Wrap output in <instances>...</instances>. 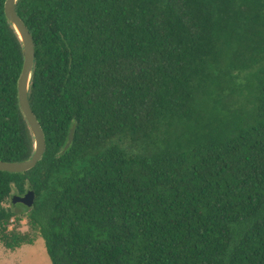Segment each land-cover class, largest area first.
Wrapping results in <instances>:
<instances>
[{
	"label": "trees",
	"instance_id": "obj_1",
	"mask_svg": "<svg viewBox=\"0 0 264 264\" xmlns=\"http://www.w3.org/2000/svg\"><path fill=\"white\" fill-rule=\"evenodd\" d=\"M4 1L0 160L18 162L33 140ZM15 8L35 44L28 99L45 152L0 171V245L41 238L51 264H264V0Z\"/></svg>",
	"mask_w": 264,
	"mask_h": 264
},
{
	"label": "water",
	"instance_id": "obj_2",
	"mask_svg": "<svg viewBox=\"0 0 264 264\" xmlns=\"http://www.w3.org/2000/svg\"><path fill=\"white\" fill-rule=\"evenodd\" d=\"M16 1L17 0H5L3 12L6 21L14 30L21 44L22 65L16 81V95L18 107L32 136L33 152L29 158L18 162L0 160V171L7 173H23L32 169L36 163L41 160L45 152L44 133L31 109L28 99L29 83L35 62V44L29 29L16 12ZM73 135L74 126L71 127L67 142L60 154H63L64 151L68 149L73 141ZM33 201L34 192L32 190H29L23 196L13 195L11 197L12 204L20 203L26 207H30Z\"/></svg>",
	"mask_w": 264,
	"mask_h": 264
},
{
	"label": "rangeland",
	"instance_id": "obj_3",
	"mask_svg": "<svg viewBox=\"0 0 264 264\" xmlns=\"http://www.w3.org/2000/svg\"><path fill=\"white\" fill-rule=\"evenodd\" d=\"M11 202V200H10ZM19 208H17V207ZM20 203L13 204L14 211H20ZM20 230H26V220L21 218ZM0 264H51L46 254L43 240L38 238L32 245H22L15 251L0 245Z\"/></svg>",
	"mask_w": 264,
	"mask_h": 264
}]
</instances>
